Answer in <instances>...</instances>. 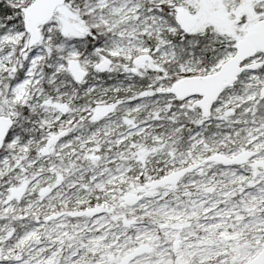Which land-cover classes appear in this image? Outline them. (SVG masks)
<instances>
[{"label": "snow or ice", "instance_id": "snow-or-ice-1", "mask_svg": "<svg viewBox=\"0 0 264 264\" xmlns=\"http://www.w3.org/2000/svg\"><path fill=\"white\" fill-rule=\"evenodd\" d=\"M0 264H264V0H0Z\"/></svg>", "mask_w": 264, "mask_h": 264}]
</instances>
